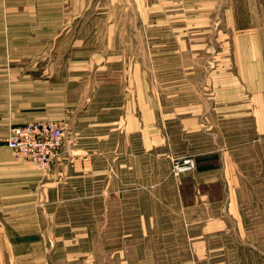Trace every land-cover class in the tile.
<instances>
[{"label": "rangeland", "instance_id": "rangeland-1", "mask_svg": "<svg viewBox=\"0 0 264 264\" xmlns=\"http://www.w3.org/2000/svg\"><path fill=\"white\" fill-rule=\"evenodd\" d=\"M149 4L147 15L138 7L133 16L135 7L128 15L122 2L119 16L100 24L130 27L115 33L116 48L131 46L153 92L155 135L173 149L168 163L155 154V173L165 178L154 176L152 188L120 197L104 194L110 177L80 178L74 188L59 185L41 210L11 214L10 235L15 249L25 253V264H264V33L250 34L252 41L249 34L227 33L223 10L208 6L185 7L184 0ZM26 66L39 74L48 67L34 59ZM125 86L113 77L100 88ZM66 128L72 145L74 132ZM116 132H101L112 140L101 145L107 152ZM184 156L193 157L195 169L174 175L172 159ZM99 160L96 166L112 162ZM207 165L217 175L210 186L201 172L196 175ZM197 191L218 200L220 213L232 193L236 214L222 233L188 236L198 231L190 221L208 213L183 207L195 201Z\"/></svg>", "mask_w": 264, "mask_h": 264}, {"label": "crops", "instance_id": "crops-1", "mask_svg": "<svg viewBox=\"0 0 264 264\" xmlns=\"http://www.w3.org/2000/svg\"><path fill=\"white\" fill-rule=\"evenodd\" d=\"M122 2L125 12L135 7L133 16L138 7L147 15L151 6L148 0H0V264H20V259L25 264V253L15 249L10 235L11 214L41 210L55 197L59 185L74 188L80 178L110 177L103 192L120 197L127 190L152 188L154 176L161 175L160 182L165 178L155 173V154L168 163L173 149L155 135L153 92L136 67L141 63L129 50L131 46L116 48L115 33L130 27L100 24L104 17L119 16ZM184 3L185 7L223 10L227 33L249 34L250 41V34L264 33V0ZM31 59L48 65L45 72L39 74L37 68L26 66ZM62 65L65 69L58 67ZM113 77L126 81L127 86L113 92L100 88ZM36 120H64L75 136L72 145L65 140L46 176L33 164L15 158L5 143L12 126ZM107 129L118 131L108 152L101 145L112 140L100 136ZM133 133L141 136L131 137ZM95 158H112V162L107 161L108 168V164L96 166ZM211 170L212 166L201 168L196 174L201 172L208 186L217 176ZM194 198L183 207H204L208 213L190 221L198 231L194 229L188 236L222 233L227 219L235 217L230 191L223 213L218 210V200L208 193L197 191ZM42 237L38 236L39 241Z\"/></svg>", "mask_w": 264, "mask_h": 264}, {"label": "built area", "instance_id": "built-area-1", "mask_svg": "<svg viewBox=\"0 0 264 264\" xmlns=\"http://www.w3.org/2000/svg\"><path fill=\"white\" fill-rule=\"evenodd\" d=\"M67 124L64 120H36L12 126L6 145L15 158L31 163L42 172H49L61 154ZM174 175L195 169L193 157L173 158Z\"/></svg>", "mask_w": 264, "mask_h": 264}, {"label": "trees", "instance_id": "trees-1", "mask_svg": "<svg viewBox=\"0 0 264 264\" xmlns=\"http://www.w3.org/2000/svg\"><path fill=\"white\" fill-rule=\"evenodd\" d=\"M208 167H211V165H207V166H205V167H202V168H208Z\"/></svg>", "mask_w": 264, "mask_h": 264}]
</instances>
